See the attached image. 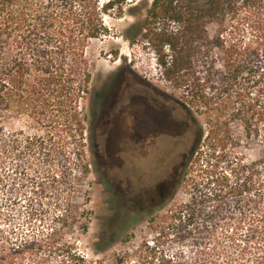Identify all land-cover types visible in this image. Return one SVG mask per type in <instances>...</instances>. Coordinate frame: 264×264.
Returning <instances> with one entry per match:
<instances>
[{"label": "trees", "instance_id": "16d2710c", "mask_svg": "<svg viewBox=\"0 0 264 264\" xmlns=\"http://www.w3.org/2000/svg\"><path fill=\"white\" fill-rule=\"evenodd\" d=\"M126 4L0 0V264H141L80 254L69 235L87 214L65 198L67 178L48 162L59 144L85 147L87 50L110 36L104 18L121 19ZM141 36L163 78L183 91L197 133L182 165L188 202L150 221L176 243L160 264H264V0H153Z\"/></svg>", "mask_w": 264, "mask_h": 264}, {"label": "rangeland", "instance_id": "374dc122", "mask_svg": "<svg viewBox=\"0 0 264 264\" xmlns=\"http://www.w3.org/2000/svg\"><path fill=\"white\" fill-rule=\"evenodd\" d=\"M152 2L127 0L121 19L104 18L110 36L91 42L87 50L93 82L88 102L80 105L81 114L87 117L85 147L78 152L71 140L59 144L48 161L55 174L63 173L67 178L65 198L78 206L80 214H87L86 218L78 217L79 223L71 228L73 234L69 237L88 261L110 260L124 254L141 264H160L162 257L172 258L175 240L168 232L161 237L155 235L150 221H160L171 208L189 200L187 180L191 176L185 179L182 165L197 133L189 125L183 91L163 78L154 50L141 36ZM219 28L216 23L208 26L212 38ZM129 94L166 101L170 112L165 118V133L159 135L165 147L154 152L163 159L155 160L150 172L141 170L139 151L123 147L125 136L115 129L118 104ZM193 114L204 124L203 118ZM187 125L191 128L185 132ZM76 155H80L79 159ZM252 156L258 157L257 150ZM87 165L90 173L83 174ZM166 182L170 183V196L163 203H152L156 191ZM22 199L16 209L23 218L25 196ZM85 226L89 227L87 234L83 232ZM150 242L156 243L154 252L147 249ZM103 248L105 252L100 253Z\"/></svg>", "mask_w": 264, "mask_h": 264}, {"label": "flooded vegetation", "instance_id": "af4514ba", "mask_svg": "<svg viewBox=\"0 0 264 264\" xmlns=\"http://www.w3.org/2000/svg\"><path fill=\"white\" fill-rule=\"evenodd\" d=\"M153 110L156 112L153 113ZM169 113L166 101L161 102L144 95L129 94L126 100L121 101L120 106L118 104L119 118L115 129L125 136L121 144L123 147L139 151V167L143 171H149L154 161L162 158L159 154L155 156L154 152L165 147L166 142L161 141L159 135L165 133V118ZM165 184L156 191L157 197L152 198V203H163L170 196V183Z\"/></svg>", "mask_w": 264, "mask_h": 264}, {"label": "built area", "instance_id": "2783aa9c", "mask_svg": "<svg viewBox=\"0 0 264 264\" xmlns=\"http://www.w3.org/2000/svg\"><path fill=\"white\" fill-rule=\"evenodd\" d=\"M149 246H150V247H154V243H153V242H150V243H149Z\"/></svg>", "mask_w": 264, "mask_h": 264}]
</instances>
